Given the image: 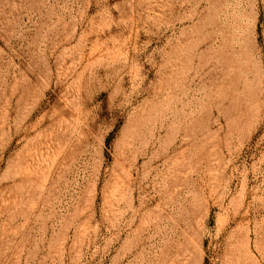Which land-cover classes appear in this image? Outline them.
<instances>
[{
  "label": "rangeland",
  "instance_id": "obj_1",
  "mask_svg": "<svg viewBox=\"0 0 264 264\" xmlns=\"http://www.w3.org/2000/svg\"><path fill=\"white\" fill-rule=\"evenodd\" d=\"M0 264H264V0H0Z\"/></svg>",
  "mask_w": 264,
  "mask_h": 264
}]
</instances>
